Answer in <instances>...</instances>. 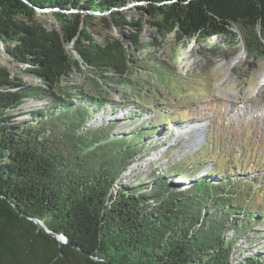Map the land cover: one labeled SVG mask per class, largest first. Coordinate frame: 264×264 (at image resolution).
Returning <instances> with one entry per match:
<instances>
[{
    "label": "trees",
    "instance_id": "1",
    "mask_svg": "<svg viewBox=\"0 0 264 264\" xmlns=\"http://www.w3.org/2000/svg\"><path fill=\"white\" fill-rule=\"evenodd\" d=\"M29 1L40 9L98 12L138 2L145 15L113 11L95 19L108 33L94 37L92 17L56 13L58 26L49 25L22 0H0V53L24 66L15 72L0 66V264H264V245L248 257L239 246L264 216L246 206L258 196L248 180L216 183L225 172L213 169L187 185L206 167L200 158L185 171L176 162L165 171L153 165L134 172L158 148L155 137L169 131L168 120L150 122L155 116L149 115L137 123L139 115L129 113L125 126L134 128L118 137L113 125L97 124L105 112L98 97L111 95L112 84H125L137 72L175 78L174 67L151 53L139 59L150 44L143 39L147 22L178 44L240 39L246 57L258 59L264 57V0ZM207 51L228 57L223 48ZM78 75L93 91L77 90ZM129 103L151 106L135 97ZM26 217L45 221L107 262L69 246L59 250Z\"/></svg>",
    "mask_w": 264,
    "mask_h": 264
},
{
    "label": "rangeland",
    "instance_id": "2",
    "mask_svg": "<svg viewBox=\"0 0 264 264\" xmlns=\"http://www.w3.org/2000/svg\"><path fill=\"white\" fill-rule=\"evenodd\" d=\"M145 26L143 39L150 44L139 59L151 53L165 65L174 67L175 78L167 80L160 72H137L125 84H112L115 91L108 90L111 95L104 93L98 97L97 92H92L103 100L102 110L105 111L104 120L97 124L113 125L118 137L128 136L134 128V125L125 126L129 122L125 121L129 113L139 115L137 123L144 122L149 115L155 116L150 122L168 120L169 131L163 129L155 137L158 148L152 150L147 159L138 162L133 167L134 172L140 168L150 170L153 165L152 170L165 171L176 162H181V170L185 171L200 158L206 167L187 181V185L195 183L210 170L219 169L220 173H225L221 178L218 174L214 182L231 178L233 183L238 181L237 185H240L242 180H248L252 189L249 192L258 196L252 197L253 201L246 202V206L264 213V57L248 59L240 39L226 42L213 38L207 44L186 39L178 44L174 36L163 39L148 22ZM208 48H223L228 57L212 56ZM0 66L13 72L24 67L11 64L3 53H0ZM75 84L81 87L77 89L81 93L93 91L92 84L83 76L78 75ZM131 97L151 106L138 109L129 103ZM155 106L158 115L154 112ZM227 173L229 177H225ZM177 179L173 178L172 182L177 183ZM262 220L249 236L239 239V246L244 251L242 257L260 253L258 250L264 245V216ZM237 256L239 258V253L235 258Z\"/></svg>",
    "mask_w": 264,
    "mask_h": 264
},
{
    "label": "water",
    "instance_id": "3",
    "mask_svg": "<svg viewBox=\"0 0 264 264\" xmlns=\"http://www.w3.org/2000/svg\"><path fill=\"white\" fill-rule=\"evenodd\" d=\"M22 1L25 4H27L28 6H31L36 11L38 19H41L43 21L46 20V22L49 23V25H55V26H58L57 19L55 16L56 13H61L65 16L72 17V18L92 17L93 20L101 19L104 17H110L112 15L113 11H117L118 13H121V14L133 16L136 19H139L143 15H145V13H143V15H141L142 12L138 10V7L143 6L142 3H138V2H131V3H128L126 5H119L115 10L98 12V11H94V10H85V9H81V8H75V9H71V10H60L57 8H55V9H50V8L40 9V8L35 7L33 4H31V2L29 0H22ZM42 16H44L46 19H43ZM102 28H104L103 25L98 23L95 20L93 23H91L90 32L94 37H97L96 34L97 33L101 34L100 31L103 30ZM105 31L106 30H103V32H105ZM26 219L33 224V226L35 227V232L37 234H43V235L51 238L52 240H54L56 242V244L58 245L59 250H61V248L64 246H69L73 249V251L79 253L82 256L89 258L90 260H92L96 263L107 262V260H105L101 257L99 258V257L92 256V255L86 253L85 251H83L82 249H80L79 247L73 245L70 242L69 238L63 232H56V231L51 230L47 226L45 221L40 220L38 218H32V217H26ZM58 256H61V252H59V254L55 257V261H57Z\"/></svg>",
    "mask_w": 264,
    "mask_h": 264
}]
</instances>
